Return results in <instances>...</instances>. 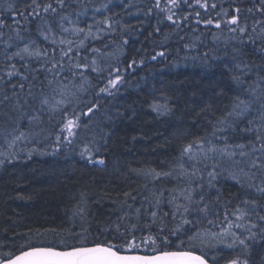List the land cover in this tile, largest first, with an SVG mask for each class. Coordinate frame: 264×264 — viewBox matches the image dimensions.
I'll return each instance as SVG.
<instances>
[{
	"label": "snow or ice",
	"instance_id": "obj_1",
	"mask_svg": "<svg viewBox=\"0 0 264 264\" xmlns=\"http://www.w3.org/2000/svg\"><path fill=\"white\" fill-rule=\"evenodd\" d=\"M182 2L189 4V0ZM180 3L167 0L161 8V0H155L154 6L169 13V22L179 25L173 10ZM195 4L206 13L204 18L196 13L197 25L218 30L223 26L234 41L225 71L235 95L226 114L210 124L211 138L203 136L185 144L167 171H142L147 181L143 189L135 194L124 192L116 218L109 217L91 239L90 225L85 226L89 223L86 208L81 207L75 213L81 220L79 231L37 229L35 241L32 235L21 237L28 243L18 254L10 251L0 255V264H209L206 247L222 246L245 253L257 238L264 242V0H252L246 11L239 6L230 10L220 6L216 18L207 11L217 9L216 3L195 0ZM71 8L72 0H30L23 11L11 3L0 9L12 18L9 25L0 16V139L6 149L20 146L22 152L33 143L34 132L44 125L46 116L48 122L60 117L56 122L60 127L57 145L62 140L71 144L69 137L75 138L80 127L76 107L83 104L81 115L89 118L98 110L97 104L85 103L80 94L89 83L86 73L99 71L96 57L100 49H89L86 41L101 37L93 33L91 25L87 31L79 26V17L87 15L86 11L69 12ZM32 23L37 25L34 35L27 26ZM216 39L219 37L214 36ZM246 52H259L261 63H250ZM157 56L163 57L164 52L152 59ZM135 63L133 60L129 67ZM121 81L117 68L114 78L110 73L107 85L97 95H112L111 90ZM152 108L159 114L163 106L153 104ZM25 124L26 131L22 130ZM241 124L245 126L241 128ZM236 133L248 142H235ZM81 143V158L92 164L105 163L93 158L100 151L94 139L86 137ZM12 155L21 158L18 152ZM31 155L26 154L29 159ZM4 163L0 160V165ZM226 181L238 189L227 199L221 187ZM212 261L219 264L216 257ZM225 264L249 261L238 255Z\"/></svg>",
	"mask_w": 264,
	"mask_h": 264
},
{
	"label": "trees",
	"instance_id": "obj_2",
	"mask_svg": "<svg viewBox=\"0 0 264 264\" xmlns=\"http://www.w3.org/2000/svg\"><path fill=\"white\" fill-rule=\"evenodd\" d=\"M8 3L23 11L30 0H0V9ZM72 3L69 12H87L80 15L79 26L87 31L91 25L93 33L101 37L86 41L89 49H100L96 57L99 71L86 73L89 83L80 94L85 103L91 101L99 107L90 118L81 115L83 104L76 107L80 127L75 138L69 137L71 144L63 140L59 145L56 143L60 134V127L56 126L59 116L51 122L46 116L44 125L34 132V142L23 147L22 152L20 146L6 149L0 139V160H5L0 165V255L10 251L18 254V249L28 243L21 237L32 235L35 241L37 229L79 231L81 220L75 213L81 207L86 208L89 223L85 226L90 225V239L96 236L97 229L109 217L116 218L123 193L135 194L143 189L147 181L142 171H167L185 144L203 136L211 138L210 124L226 114L235 95L225 71L234 41L223 26L218 30L195 23L197 12L201 18L206 16L195 0H189V4L181 0L173 10L179 25L166 19L169 13L155 8V0H72ZM211 3L218 5L215 10H207L212 18L221 11L220 6L227 10L239 6L242 11L252 7V0H209ZM166 4L167 0H161V8ZM0 16L12 24L6 12ZM185 16L187 21L183 20ZM103 21L108 23L102 24ZM247 23H253L251 17ZM27 26L34 35L37 25ZM4 31L8 34L7 28ZM214 36L219 39L214 40ZM161 51L164 56L153 60ZM246 58L250 63H261L259 52H246ZM133 60L135 65L129 67ZM117 68L121 83L111 90L112 95H97L107 85L110 73L114 78ZM222 89L226 91L221 92ZM153 104L163 106L161 113L153 110ZM244 126L241 124V128ZM27 127L25 124L22 130ZM86 137L97 142L100 151L93 158L103 159V165L81 158V141ZM235 142L248 141L243 134L236 133ZM13 151L20 153L21 158H14ZM28 152H32L30 159L26 156ZM221 187L225 199L238 191L231 181ZM205 252L210 263L212 257L225 264L227 259L239 255L247 258L249 264H261L264 242L257 238L245 253L222 246L206 247Z\"/></svg>",
	"mask_w": 264,
	"mask_h": 264
},
{
	"label": "water",
	"instance_id": "obj_3",
	"mask_svg": "<svg viewBox=\"0 0 264 264\" xmlns=\"http://www.w3.org/2000/svg\"><path fill=\"white\" fill-rule=\"evenodd\" d=\"M209 264H213V263H210V262H209Z\"/></svg>",
	"mask_w": 264,
	"mask_h": 264
}]
</instances>
